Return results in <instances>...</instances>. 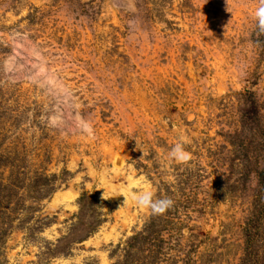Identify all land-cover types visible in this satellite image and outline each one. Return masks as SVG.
<instances>
[{
	"label": "rangeland",
	"instance_id": "obj_1",
	"mask_svg": "<svg viewBox=\"0 0 264 264\" xmlns=\"http://www.w3.org/2000/svg\"><path fill=\"white\" fill-rule=\"evenodd\" d=\"M262 2L0 0V264H264Z\"/></svg>",
	"mask_w": 264,
	"mask_h": 264
},
{
	"label": "trees",
	"instance_id": "obj_2",
	"mask_svg": "<svg viewBox=\"0 0 264 264\" xmlns=\"http://www.w3.org/2000/svg\"><path fill=\"white\" fill-rule=\"evenodd\" d=\"M257 35H258V42L260 43V45L264 47V32L260 31V29L258 28ZM244 104H246V107L243 110V116H242L243 127L244 129L246 128L249 132L254 133L256 136L259 135V138L263 140L262 141L263 143L259 145V148H261L260 150L264 152V128H262L261 126L259 108L257 104H255V100L252 94H248V97L246 98V102ZM252 143H254L253 140H252ZM239 147L243 151L242 159L248 163L250 160V155H249L250 152L247 151L248 148H245L242 141L239 144ZM257 155H255L254 157L256 161L258 157L260 156V154L259 156ZM261 161L263 163L262 169L255 168V172L257 173V179H258V186H259L258 194L259 195L264 194V154H263V159ZM257 165L259 164L257 163ZM250 172H251V169L248 168L245 172H243L242 177L246 179L249 176ZM151 219L152 220L150 221V223L146 226V231H150V233H153V227H154L155 222L153 221V217ZM138 239L139 237L136 236L130 240V243L136 242ZM253 239H254L253 237H250L251 241ZM252 242H254V240Z\"/></svg>",
	"mask_w": 264,
	"mask_h": 264
},
{
	"label": "clouds",
	"instance_id": "obj_3",
	"mask_svg": "<svg viewBox=\"0 0 264 264\" xmlns=\"http://www.w3.org/2000/svg\"><path fill=\"white\" fill-rule=\"evenodd\" d=\"M255 17L258 28L260 31L264 32V2L261 3L260 7L255 12ZM85 131L91 138L92 131L90 125L85 128ZM167 156L169 160L175 161L176 163H187L190 159L189 153L185 151L181 142L174 144L170 148ZM135 199L139 206L149 207L154 213L163 212L172 203L171 200L168 199H162L154 203L150 194H141L135 197Z\"/></svg>",
	"mask_w": 264,
	"mask_h": 264
}]
</instances>
